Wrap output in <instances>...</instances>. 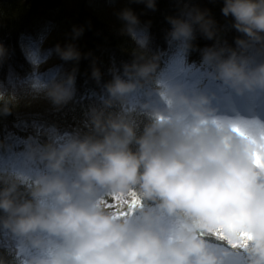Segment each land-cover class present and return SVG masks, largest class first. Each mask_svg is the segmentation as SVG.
I'll list each match as a JSON object with an SVG mask.
<instances>
[{
	"label": "clouds",
	"instance_id": "clouds-1",
	"mask_svg": "<svg viewBox=\"0 0 264 264\" xmlns=\"http://www.w3.org/2000/svg\"><path fill=\"white\" fill-rule=\"evenodd\" d=\"M155 10L156 0H137ZM222 13L233 17V26L246 38L236 39V49L212 46L203 50V61L214 69L217 79L238 93L264 90V62L254 63L247 55L259 45L264 53V0H224ZM123 21L121 31L133 37L134 60L124 64L123 77L114 73L106 85L112 106L123 103L129 94L153 79L159 56L149 55L148 26L131 8L117 12ZM186 17V18H185ZM172 28L170 42L184 52L193 48L199 30L207 39H217L218 28L210 10L184 5L182 16L167 17ZM75 37L83 27H74ZM65 61H79L75 44L57 45ZM7 49L0 44V60ZM99 82L102 73L93 67ZM126 77V79L124 78ZM76 72L61 79L53 77L40 84L56 106L66 104L75 94ZM166 108L144 103L150 122L143 134L125 112L108 113L92 109L90 122L99 135L72 136L63 145L54 143L31 149L30 155L46 162L48 173L37 174L29 187L31 199L18 191L21 181L11 174L0 175V223L39 246L37 232L60 237L63 244L50 260L40 264H216L199 234L222 230L225 239L242 243L240 230L251 233L252 251L264 260V185L257 183L260 172L251 158V145L245 136L205 125L210 114L206 95H188L182 87L161 86ZM0 114L12 111L13 96L0 93ZM190 115L192 120L186 122ZM138 145L132 151L131 143ZM72 162L75 179L65 175ZM106 193V195H102ZM135 193L138 199L157 202L170 216L179 218L171 229L162 217L138 209L140 218H116L106 201L119 197L126 203ZM0 264H5L0 259Z\"/></svg>",
	"mask_w": 264,
	"mask_h": 264
},
{
	"label": "trees",
	"instance_id": "trees-1",
	"mask_svg": "<svg viewBox=\"0 0 264 264\" xmlns=\"http://www.w3.org/2000/svg\"><path fill=\"white\" fill-rule=\"evenodd\" d=\"M126 1L127 7L133 9L139 17L141 25L148 26L150 36L149 55L157 54L159 56L158 67L153 74V79L140 88L146 94L150 90L156 91L155 83L167 66L171 54L175 51L184 53L177 44L170 42L168 38L172 26L167 17L182 16L185 4L210 10V14L216 20L218 28L217 39L213 40L207 39L199 30L196 31V38L192 41L193 48L186 52L189 64H198L199 67L207 70L208 74H214L212 66L203 61V50L217 45L236 49V39L238 37L246 38L245 34L239 32L233 26L234 18L223 15L224 0H156L157 7L155 10L147 8L145 4L139 3L137 0ZM110 2L114 7L115 3ZM97 3L98 8L93 7L90 1L82 2L72 16L73 23H67L66 27L62 26L61 29L53 31L55 38H51L53 43L48 45L46 52L52 48L56 50L57 45L67 47L65 42H57L60 41L58 36L68 39L71 35L72 44H75L82 53V57L75 67V94L71 100L59 108H48L42 114L32 113V117L22 118L21 120L26 121L30 127H32L33 121L37 120L38 124H46L61 133H69L80 138L87 135L98 136L99 134L95 132L90 122L91 110L103 109L105 115H107L108 113L123 112V109H126V103L129 104L125 100L122 104L116 103L112 106H106L104 101L107 99L108 94L105 85L113 79L114 73L123 77V66L126 63H132L134 60L133 50L136 48V44L133 37L122 33L119 29L114 15L111 13L112 6L106 0H98ZM66 6L65 0H0V44H3L7 49L6 57L0 60V93H3L6 97L13 96L16 98L17 92L22 88L20 86L22 82L35 75L34 63L28 58L27 52L29 49L25 39L33 38V40H37L40 37L36 30L39 23L42 24L51 20L56 25L62 24L66 19L59 14V11H65L66 14H69L66 12ZM74 27L84 28L83 34L78 38L74 35ZM61 30L69 33H63ZM66 63L67 61L63 60L57 68L51 66L50 74L60 72L59 68ZM93 67H98L102 73L99 82L92 76ZM214 77L216 78L215 74ZM124 78L126 79V77ZM206 84L207 81L202 86ZM142 96L137 95L133 98L135 100L138 98V101H141L137 103L138 106L139 104L150 103ZM129 106L131 107V105ZM10 107L12 111L9 114H0V146L3 149L7 145L5 139L8 134L25 135L14 127L16 122L20 121V115L15 110V106L10 105ZM132 112L127 116L135 128L136 135L140 136L143 134L145 125L150 122V117L148 114L142 113L139 107L134 108ZM129 147L132 151L138 149L135 141ZM21 188L23 191L26 189L21 185L18 187V191L23 198L28 197L25 192L23 194ZM139 201L140 203L137 206L140 209L149 210L158 207L157 202H146L142 199H139ZM161 212L164 213L165 211L161 209ZM4 215L6 214L0 210V216ZM204 235L217 242L219 246L227 247L233 253L243 255L247 263L252 262V255L259 256L258 253L252 251V244L250 243L246 245L242 243L233 244L224 236H221L224 238H220L214 232L204 233ZM13 240L11 229L0 223V259H3L5 264H19L18 252L15 249Z\"/></svg>",
	"mask_w": 264,
	"mask_h": 264
},
{
	"label": "rangeland",
	"instance_id": "rangeland-1",
	"mask_svg": "<svg viewBox=\"0 0 264 264\" xmlns=\"http://www.w3.org/2000/svg\"><path fill=\"white\" fill-rule=\"evenodd\" d=\"M67 3L66 14L65 11H59V14L66 19L62 24L56 25L51 20L45 23H39L36 27L38 34H40L37 40L33 38L25 39L29 51L27 52L28 58L31 62L34 63V74L31 77H28L22 85V88L19 89L16 96L17 103L14 105L15 110L20 115L18 123L16 122V129H18L23 134L9 135L5 139L7 145L5 149L0 146V175L11 174L14 177H17L24 189L21 188V191L28 194V197L24 199H31L28 189L32 185L33 180L37 174L48 173L50 170L46 166V162L42 161L39 156L33 158L30 155L31 149L37 146H44L47 143H54L57 147L63 145L68 139L73 135L69 133H61L57 131L54 127L48 126L46 124H38L37 120L33 121L32 127L29 124L21 120L24 117H32V113L42 114L48 108H59L60 106L54 105L45 95L44 90L39 87L40 84L50 81L53 77L61 79L67 74L72 73L77 66V61H67V63L60 67V72L57 74H50V68H57L60 63H62V58L57 54L56 50L49 49L46 52L48 45H52L51 38H55L54 30L61 29L62 26L66 27L67 23L72 24V16L75 14V10L79 8L82 2L90 1L93 7L98 8V0H65ZM107 3L110 1L114 2V7L112 6L111 13L114 15V18L121 30L123 27V21H121L117 12L127 7L126 0H106ZM91 5V6H92ZM140 27L143 28L140 24ZM38 28V29H37ZM63 33L68 32L61 30ZM122 32V31H121ZM69 33V32H68ZM123 33V32H122ZM66 36V35H65ZM132 37V36H131ZM60 41L65 42L66 46L73 43V39L70 37L67 39L63 36H58ZM63 40V41H62ZM256 47L249 49L247 55L254 57V63L264 62V53H259ZM54 50V51H53ZM49 53V54H48ZM57 55V56H56ZM60 62V63H59ZM52 66V67H51ZM207 81L205 86H202L203 83ZM213 77V74H208V71L199 67L198 64H189L188 55L186 52L175 51L171 54L167 67L162 71L160 78L155 83L156 91L150 90L146 92L141 91L140 89L128 95L126 101V109H123V112L126 114L133 113L134 108L140 109L144 114H148L141 105L138 104L141 101L133 99L137 95H143L142 97L147 99L150 104L166 108L168 102L165 97L161 95L160 87L163 86H176L179 85L182 87L183 91L188 95H197L202 94L206 95L210 99V104L208 105L210 109V114L203 123L205 125H211L213 127H218L220 129H226L231 132L233 135H237L233 131V128H239L245 135L258 139L260 136L264 135V117L259 116H248L246 114H233L234 106L230 103L231 99H234L235 96L241 97L243 94L246 98H250L249 103L250 110L257 109L260 105V100L256 98L255 93L259 89L247 90L244 93H238L231 87L222 83ZM225 87V88H224ZM222 89V91H220ZM253 94V99L251 95ZM125 102V101H124ZM233 102V101H232ZM234 103V102H233ZM254 103V104H253ZM131 105V107L129 106ZM256 105H258L256 107ZM264 111V107L259 108ZM186 122H190L192 117L188 115ZM67 171L65 175L69 179H75V175L72 171L73 164L69 162L66 166ZM258 170V169H257ZM260 177L257 178V181L264 180V173H260ZM264 185V183H263ZM0 187H3L0 184ZM106 195V193L102 194ZM108 203L116 204L114 199H109ZM125 203H119V208H109L110 211H118L121 208H124ZM154 215L162 217V223L165 227L171 229L174 227L179 218L175 216H170L166 212L162 213L159 207H156L154 210H150ZM8 235V234H6ZM11 236L14 238V246L18 252L19 264H40L42 260H50L57 249L63 244V240L60 237L52 236L47 233L37 232L33 234V238H40L42 243L39 246L34 245L31 240L26 237H22L11 230ZM220 238L223 235H218ZM225 240V239H224ZM13 243V242H12ZM248 243L252 244L251 241ZM209 251L216 257V264H264L262 260H256L255 258L251 263H247L246 258L243 255H238L233 253L232 250L227 247L219 246L215 242L210 244L206 243Z\"/></svg>",
	"mask_w": 264,
	"mask_h": 264
},
{
	"label": "snow or ice",
	"instance_id": "snow-or-ice-1",
	"mask_svg": "<svg viewBox=\"0 0 264 264\" xmlns=\"http://www.w3.org/2000/svg\"><path fill=\"white\" fill-rule=\"evenodd\" d=\"M233 131L239 135L245 136L251 145V158L254 166L261 172L264 173V135L260 136L258 139L249 137L245 135L239 128H233ZM116 201V204H110L107 201L106 206L108 208H119L120 199L119 197L113 198ZM127 210H118L114 211L116 218L129 215V211L134 210L135 207L140 203L139 199L136 197L135 193L131 194V198L126 201ZM217 235H223L222 230H217L215 232ZM240 236L242 238V244H247V241L251 239V233L245 229L240 230Z\"/></svg>",
	"mask_w": 264,
	"mask_h": 264
},
{
	"label": "bare ground",
	"instance_id": "bare-ground-1",
	"mask_svg": "<svg viewBox=\"0 0 264 264\" xmlns=\"http://www.w3.org/2000/svg\"><path fill=\"white\" fill-rule=\"evenodd\" d=\"M236 103L238 104V100L236 99ZM259 171V170H258ZM261 175V174H260ZM260 175L258 177H260ZM262 176V175H261ZM261 178V177H260Z\"/></svg>",
	"mask_w": 264,
	"mask_h": 264
}]
</instances>
